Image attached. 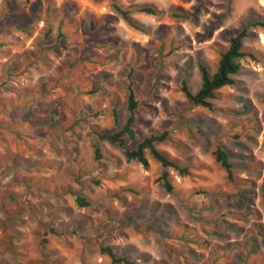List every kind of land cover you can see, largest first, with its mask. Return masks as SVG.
Masks as SVG:
<instances>
[{
  "label": "rangeland",
  "instance_id": "obj_1",
  "mask_svg": "<svg viewBox=\"0 0 264 264\" xmlns=\"http://www.w3.org/2000/svg\"><path fill=\"white\" fill-rule=\"evenodd\" d=\"M9 23L38 59L7 83L26 100L40 85L49 95L27 109L13 99L0 117L13 132H0V264H111L100 246L135 264H264V26H252L264 0H0V31L22 37ZM243 27L235 84L211 110L190 104L180 82L195 91L197 65L212 73ZM129 70L138 106L126 145L166 133L156 148L188 170H168L170 192L147 153L144 169L94 135L123 125Z\"/></svg>",
  "mask_w": 264,
  "mask_h": 264
},
{
  "label": "trees",
  "instance_id": "obj_2",
  "mask_svg": "<svg viewBox=\"0 0 264 264\" xmlns=\"http://www.w3.org/2000/svg\"><path fill=\"white\" fill-rule=\"evenodd\" d=\"M5 9L6 7L3 6L4 12ZM111 9L122 19V21L127 26L138 32H145L144 28L129 16L128 10H122L119 6L114 3H111ZM135 10L137 12L148 15L157 14L151 7L147 6L137 7L135 8ZM174 16L182 17L183 15ZM27 25L29 26L30 23ZM256 25L264 26V23H255L252 26ZM10 28L17 31V33H19V35L22 37L26 35L25 29L21 26L9 23L6 30H10ZM2 31L3 30L0 31V46L7 44V41L5 40L7 34H4ZM246 36V28L243 27L228 38L226 47H224L223 50L218 54L216 67L212 73H209L208 70L202 64L197 65V71L200 77V84L195 91L189 90L188 87L185 85L184 81L180 82L179 91L183 94L185 99L190 104L211 110V101L215 99L216 92L222 87L232 86L235 84L234 76L240 68V60L246 56V54L242 51V39ZM22 55L19 56L20 59L22 58ZM30 55L31 56L28 57L29 60L25 63L26 65L22 66V68L20 67L19 70H15L16 68L13 69L6 76V82L8 81L9 77H19L23 75L26 71V68L34 64V62L38 58L36 59L35 55L32 53H30ZM19 65L21 66L22 63ZM130 73L131 72L129 70L126 75L127 84L125 86V108L127 116L123 125L120 128H117L111 132H96L94 133V135L98 141H105L111 146L120 150L123 157L127 161H135L136 163L140 164L144 169L147 167L148 164L146 158L147 153L148 156L152 160L157 162L161 168L156 180L160 182V185L165 189L166 192H170L172 187L169 183L168 170L176 171L177 174L181 176H186L188 174V170L186 167L179 166L174 159L169 158L162 151L156 148L155 145L165 139L166 133L162 132L160 134H149L148 136H145L141 140H139L133 148H128L126 145L124 136H126V138L129 140L134 139V113L138 106V102L134 97L133 88L131 85ZM42 87L43 85H40L39 91L41 93L37 96L38 98H36V100H34V97L32 96L28 97L27 100L24 99V97L21 95L23 92L15 89L13 97H9L4 102L0 100V117L3 116L2 114H4V112H6L8 103L13 102V99H17V103L22 109H27V107L33 103L39 104L42 101H38L39 98L44 97V100H46L49 93L46 88ZM111 117L113 123L116 126L117 116L115 111H112ZM5 123L7 122H3V120H0V132L13 133L12 124ZM93 156L95 159L99 158L98 151L95 148L93 149ZM213 157L215 163H217L224 171L225 178L228 181H232V165L228 161L227 154L220 148L216 147L213 152ZM75 203L78 206H87V202H85L79 197L75 198ZM98 250L101 254L105 255L109 259L111 264H135L134 261L124 256L116 255V253L109 246H100Z\"/></svg>",
  "mask_w": 264,
  "mask_h": 264
},
{
  "label": "crops",
  "instance_id": "obj_3",
  "mask_svg": "<svg viewBox=\"0 0 264 264\" xmlns=\"http://www.w3.org/2000/svg\"><path fill=\"white\" fill-rule=\"evenodd\" d=\"M22 38L23 37H19L17 35L13 38H5L7 44L0 46V100L2 102L7 100L9 97H13L15 92V89H11L10 84L6 82V76L13 69L16 68L15 70H19L20 67L22 68V65H19L21 64V59L19 58L20 55L25 54L27 57L30 55L29 49L25 47V42L28 40H24ZM21 43H24L22 49L20 51L16 50L15 46H20ZM30 67L26 68L24 74H29L28 72L32 70Z\"/></svg>",
  "mask_w": 264,
  "mask_h": 264
}]
</instances>
